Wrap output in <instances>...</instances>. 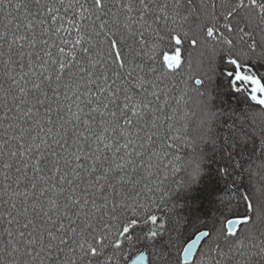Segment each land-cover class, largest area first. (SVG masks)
<instances>
[{
    "label": "snow or ice",
    "instance_id": "1",
    "mask_svg": "<svg viewBox=\"0 0 264 264\" xmlns=\"http://www.w3.org/2000/svg\"><path fill=\"white\" fill-rule=\"evenodd\" d=\"M261 65L264 0H0V264H264V158L208 222L170 200L221 69L247 103L225 143L264 153Z\"/></svg>",
    "mask_w": 264,
    "mask_h": 264
},
{
    "label": "trees",
    "instance_id": "2",
    "mask_svg": "<svg viewBox=\"0 0 264 264\" xmlns=\"http://www.w3.org/2000/svg\"><path fill=\"white\" fill-rule=\"evenodd\" d=\"M258 70L264 71V65L258 66ZM212 95L213 110L223 114L215 124L217 145L206 144L203 147L206 158L199 181L176 191L170 197L175 206V215L183 218L186 227L198 222H208L214 216H219L221 212L219 197L234 184L236 177H241L237 186L246 189L248 177L244 173V167L251 160L264 158L256 138H250L243 144L238 141L225 143V138L232 139V132L236 127V121L228 120V117L242 116L247 110V103L231 92L227 80L223 77L222 69L212 88ZM229 124L232 127H229ZM184 155H188L187 150ZM235 161H239L241 167L236 168ZM222 168L227 169V172L222 173L220 171Z\"/></svg>",
    "mask_w": 264,
    "mask_h": 264
}]
</instances>
